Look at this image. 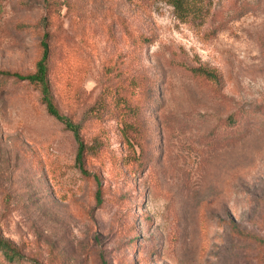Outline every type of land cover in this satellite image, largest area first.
Returning <instances> with one entry per match:
<instances>
[{
  "label": "rangeland",
  "instance_id": "obj_1",
  "mask_svg": "<svg viewBox=\"0 0 264 264\" xmlns=\"http://www.w3.org/2000/svg\"><path fill=\"white\" fill-rule=\"evenodd\" d=\"M47 32L56 101L77 124L104 63L145 38L151 160L135 171L121 121L82 124L86 143L105 131L85 167L97 206L73 133L32 87L0 80V264H264V0H212L199 26L158 0H0V70L32 72Z\"/></svg>",
  "mask_w": 264,
  "mask_h": 264
},
{
  "label": "trees",
  "instance_id": "obj_2",
  "mask_svg": "<svg viewBox=\"0 0 264 264\" xmlns=\"http://www.w3.org/2000/svg\"><path fill=\"white\" fill-rule=\"evenodd\" d=\"M164 2L173 8L176 17L184 23L192 25H203L210 17L212 10V0H158ZM50 34L45 33L42 36L39 56L34 63L33 71L24 75L16 72L0 70V80L13 81L14 83H24L38 92L40 103L44 105L47 113L64 127L73 133L77 142L76 166L80 174L91 179L95 184L94 199L97 206H103V186L99 177L91 175L87 170L91 159L99 158L102 147L104 146L105 131L99 126L98 134L91 143L84 142L80 130L82 124L98 122L100 125L104 120H119L122 123V136L125 145L133 152V159L136 163L135 171L139 173L151 160L147 153L149 128L145 118L151 108H155L154 81L142 72L140 66V55L145 38L140 36L139 39H132L133 50L127 57L119 53L116 57L108 59L103 65L101 94L99 101L95 104L92 116L83 118V123L77 124L70 118L64 117L56 101L55 89L52 87L51 75L54 74L53 61L55 60L54 46L50 45ZM204 73V72H203ZM209 74V73H205ZM66 88L71 86L69 81H65ZM69 94L67 89L63 90L62 97L69 110L72 109L75 97ZM90 112V110H89ZM91 113V112H90ZM86 115L88 112L85 113ZM81 127V128H80ZM133 144V145H132ZM134 145L141 152V158L136 162ZM148 154V156H147ZM127 166V164H123ZM144 166V167H143ZM229 226L232 233H236L243 238H256L245 234L240 230L238 224L230 222ZM1 248V247H0ZM6 258L14 260V254L4 251Z\"/></svg>",
  "mask_w": 264,
  "mask_h": 264
}]
</instances>
